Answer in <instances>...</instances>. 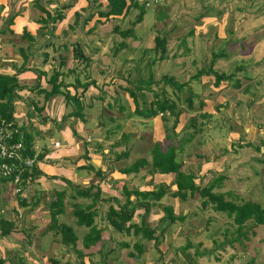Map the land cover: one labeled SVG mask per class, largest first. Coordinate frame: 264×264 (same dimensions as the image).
Returning <instances> with one entry per match:
<instances>
[{
  "label": "crops",
  "instance_id": "obj_1",
  "mask_svg": "<svg viewBox=\"0 0 264 264\" xmlns=\"http://www.w3.org/2000/svg\"><path fill=\"white\" fill-rule=\"evenodd\" d=\"M188 1L190 2L191 0H168L162 5L158 4L160 7L156 10L153 18L149 20L148 17L146 19V16H148V8L151 7H146L142 0H126V8L121 14L108 16L105 15V12L108 10V0H0V73L6 75L16 74L19 84L27 87L26 89L18 91L20 97L15 101V111L13 115L14 120L19 126V129L22 132L24 131L25 134H31L33 138V155L37 156V163L35 167L39 171V174L36 175L35 178L30 179L29 182L25 184L26 188H23L22 193L17 194L14 192V190H11L8 195L5 194L3 196L0 192V200L3 199V201H5L4 203H1L4 204V206H0V221H2L0 222V264H50V260H56L57 264L67 263L68 255L63 253L67 247L60 242V236L57 229L49 228L51 224L49 203L53 198L52 196L54 192L56 191L65 192V197L63 199V212L57 216L58 223L65 224L73 229L75 235L77 236V250H82L83 253L92 256L93 253L94 255L98 253L101 260L104 261L105 259L109 258L108 256H112L113 259L121 261L123 264H126L127 260L131 264H161L164 260L163 256L166 254L165 249H167V247L163 246V242H167V238L170 234L167 230L172 229V224H174L172 223L170 225L167 219L160 222V219L166 215L164 207L171 206L173 213L176 216H185V223L190 220L189 217L196 216L194 213H188L187 209L184 210L183 208H180V206L185 205V201H187L189 198L188 195L181 199L179 197H173L170 194V192H173L176 189L174 184V174L152 172L149 165V163H151V157L150 159L146 158L143 149L139 151L135 161L144 158L148 164H144L138 169V171L131 173L123 172L124 168L130 166V164H132L134 161L123 167H113L112 163L108 162L105 164L101 163L104 158V153L107 151L103 150V152L100 153L98 147H95L94 145V143H97L98 141L102 144V138L99 137L98 131L101 129V131L107 130L108 132H114L119 127V122L115 121L122 116L120 112L118 115L110 114L109 112H114L113 110H109L106 114L104 112V115L107 119L105 125L101 121L103 118L100 117V115L103 113L101 105L99 107L101 112L94 116V105L97 107L98 104L96 102L93 103L91 100H89V98L94 100V98H96L94 96H97L100 90L104 89L105 86L101 85V87L98 86L96 88L94 85V80L86 78L89 74L94 77V68L98 59L99 62L101 61L103 63L105 62V59L109 60L111 57L113 60H115L114 58L116 57L119 58L118 52L121 51V55L128 43H136L133 45L140 46V48H142L139 50V52H141L140 56L142 58H140L138 62V64L142 66L143 64H141L140 61L145 62L146 60L144 58L147 54H149L147 58L150 61L154 59L155 62L157 59H159V53L155 54L153 51L155 46V36L157 34L165 37L167 42L166 46H168V44H172L173 42L176 44V47L172 52L167 50V58H187V56H192L194 53H196L195 56L191 57V60L198 59L197 61H199L208 59L211 61L212 58L215 57L214 59L219 61L217 62L218 65H221L222 61L253 62L252 65L251 63L249 64V66L251 65L252 68L250 70H246V72L250 73L249 76L247 74H242L241 77H238L234 74L233 81H221L218 85H215L213 75H202L201 77L195 78L194 74L185 80V82H181L186 84L181 89V91L174 93L172 90L171 96L166 95L164 97L172 100L175 102L178 108L182 109V112L179 114L177 125L179 124L180 120L183 121L181 115L184 117L187 116L188 120L190 121L193 118L196 119V114L199 118L200 114L207 113L212 115L215 113L214 111L217 107V109L220 111L225 110L228 112L226 113L227 115H224V117L230 118L228 121L231 126H234L233 124L239 125V129L235 128L237 133L241 134V127L243 128V138L247 143H249L251 139L254 138L255 135H258V133L261 131L260 128L255 127L253 124L254 122L249 117L248 119L251 121L250 124L252 125L242 124L241 105L243 103L247 105V110L249 109V115L252 113V110L257 109L259 105H264V96H262L264 92H259V90L256 89L259 88L258 86H261L264 83V33L258 32V28L252 26L253 28L249 29L254 31L255 41L249 40L247 43H245L244 37H242V32L241 36L237 37L235 30L234 32L231 31L234 26H236L237 29V27L241 24L248 25V20L245 21L244 18H242L241 22L237 21V23L232 25V22H228L225 19L227 18V14L231 12H246L251 14L255 9L259 11V6L255 3V1L251 3V0H247L248 2H243V4L247 5L245 8H243L242 4L237 3V5L235 4V9L233 8V10L228 5L229 0H214V3L212 4H208L207 0H194V2L199 3L200 8H203V10L200 11L201 13L195 17H188L189 14L188 11H186L189 10L190 7L186 5V2ZM67 4H70V6L62 9L63 19L59 24V30L61 29L62 32L61 36L63 37V33L66 35L62 38V40H59L60 42L58 44L53 40L50 43V39L39 40V46L41 43H43L44 46L46 45L45 47L43 46V48L40 47V51L42 52L39 54L37 52L36 46H30V42L27 39H23L25 42L19 41L24 30L31 36H34L36 30L40 29V34L46 36V32L53 29L51 26L49 28L50 30H48L50 24L47 27L44 25V23H40L39 20L42 16L37 17L36 13H41V8L53 13L55 9H60L61 6ZM155 6L157 7V5ZM261 7L264 8V4H262ZM177 9H179V12L181 13L179 18L172 15V12H175ZM211 10H215L216 13L214 16H207L206 13L210 12ZM141 11V19L136 21V18L139 16L138 14ZM75 12L80 13L82 16L80 18L81 21L88 15H90L91 18L86 23L80 22L78 25H73V29H69V25H72L74 21ZM9 16H13L12 24H7V19ZM190 22L191 24H189ZM99 24H108L111 31L114 27L118 29L116 34L112 32L110 34L113 35V39L116 40V42H113L112 44V42L109 41V38L96 35L99 31L97 32L98 28L95 27H99ZM224 26L227 27L228 31L226 28L224 30L222 29ZM194 27L202 29L201 33L196 32ZM104 29L107 30L108 28L104 27ZM129 29L131 31L128 35H120V32H124ZM238 29L241 30L243 28ZM208 30H213V33L211 35L206 34ZM66 31H71L74 34L76 33V37L69 38L70 34ZM145 31L152 38L150 42H148V38L144 40V37L142 36ZM83 32L85 34H82ZM139 32L141 34H139ZM215 33L217 34L219 41L217 46L218 52L212 53V51H210L212 54L211 55L210 52L201 51L204 45L209 42V40L214 39L216 36ZM229 39H231L230 42H233V44L231 47L225 48ZM75 44H77L85 58L88 59V64L82 59L74 58L73 54H69L67 57L63 56L62 59L58 61L57 66H52V59L54 60V58L49 57L50 59H47L44 54L45 52H48L49 49L54 50V48L57 46H63L66 47V49L69 48L70 51H72ZM190 44H194V47H189ZM235 44L240 51L234 56L232 53L234 52L233 47ZM247 45L254 48L253 53L245 54L243 52V50L246 49L244 46ZM221 46H224L226 50L229 49V51H222ZM47 47L49 48L46 49ZM195 48L198 52L193 51ZM149 52H152L153 54L151 55ZM109 53L110 55H108ZM44 60L46 61L44 62ZM48 60L50 62H48ZM214 62L213 69L215 70ZM22 64L25 66V69L17 72V70L21 68ZM82 64L83 66L80 70V66ZM89 64H91L90 67H88ZM235 67L236 69L240 70L245 69V67L240 63ZM200 68L201 67L198 69ZM36 69L46 73V75L44 74L41 76L42 79L40 80L37 78L36 73L38 71ZM52 69L61 71L63 74L65 72L64 75L60 76V79L62 78L63 81L68 85L67 89L71 92V94H76V96L79 98L82 105L81 114H83V119L68 115L72 112V110H74V105L72 102L66 104L63 96L54 95L45 100L44 94L40 93L39 90L50 89V85L48 88L46 82L48 81ZM88 70L91 72L87 75L86 71ZM147 70V74H150L149 68ZM113 73L114 71L111 73L112 77L118 75L120 78H124L123 76H125V74L119 71H117V74ZM129 73L130 72L127 71V78L129 77ZM233 73L234 71L231 72V74ZM67 74L72 75L73 80H64V78L67 77ZM82 76L84 80H80ZM174 77H178V75H171V78ZM202 77H207L210 79L209 82L211 83V86L214 88H219L220 93L224 94L222 96L223 101H220L219 103L223 104L219 105V107L218 105L215 107L216 104L213 105L212 103L210 107L206 109L205 102L200 98V100H198L197 106L195 105L198 98L196 99V94L193 92L190 86L191 84L189 79L200 80ZM113 81L114 79H112V82ZM176 81L179 82L178 80ZM249 82L250 84H248ZM37 83L38 87H36ZM88 83L89 85L83 89V84ZM119 86L124 87L123 89H128L126 88L128 87L127 85L120 84ZM221 87L222 89L225 88V92H222ZM132 89H135V86L132 87ZM179 93L185 94L182 99L180 98ZM189 94L193 95L189 96ZM206 96L209 97V94ZM84 97H87L86 101L84 100ZM189 99L191 103L190 105L188 103ZM181 100L185 105L180 104ZM112 102L111 104L108 102L107 105H110L109 107L123 108V105L118 100L113 99ZM150 102L151 101H149V103ZM28 103H30L29 106H27ZM32 103L36 104L32 105ZM142 103H144L142 108H146L149 104H146L144 100ZM128 104L130 103L128 102ZM200 104H202V106H200ZM25 106L26 108H24ZM40 107L43 109L38 111L37 109ZM69 107L71 110L66 111ZM123 109L127 110V107L124 106ZM63 116H65V119L62 123H60L59 121ZM137 116L140 120V123H153V131L156 130V133L154 132V137H156L158 132H162V130L164 131L163 120L160 115L150 117H145V115ZM94 117H97L96 121H98V125L94 120ZM127 117L128 118L125 121V125L134 122L132 119H137L136 117H133L129 114ZM218 119H220V121L223 120L221 116H218L214 120V123L217 122ZM203 120L201 118V120L198 121V124L201 122L203 123L202 127L198 128L200 131L202 130L201 128L206 126L207 121L203 122ZM100 125H105V129L100 128ZM236 125L234 127H236ZM72 129L76 131L77 136L74 135ZM123 132L127 133L125 128L119 132V137ZM94 133L95 136L93 135L92 139L90 136ZM55 134L60 135L61 140L52 138ZM86 136L88 138H85ZM123 136L127 135L124 134ZM150 136L152 137V135H149V137ZM48 137L52 138L50 142H48ZM138 138L139 139L137 140L136 146H141L143 144L145 145L146 141L149 139L147 138L143 140L142 137ZM210 139V137H207L208 141ZM87 140H89V143L86 142ZM131 140L135 141L136 139L131 138L130 141ZM105 142H108V145H110L111 138L106 136ZM149 142L147 143L148 145ZM55 143H57L56 146ZM111 146L114 147V145H110V161L129 158V152L127 149L121 150L118 152L117 156H115L116 153L111 148ZM130 147L131 146H128L127 148L131 149ZM84 154L86 156H84ZM214 157L215 158H213V160L215 161L213 162V167L217 163V156ZM190 158L191 154H187L184 155L183 158L179 159L182 160L181 169L186 173L191 172L193 167H197V165L202 164V162L199 161V163L195 162L194 165L188 167L185 161ZM201 158H205L203 161L205 162L206 166L208 164L210 166L212 165V163L209 161V156L205 157L204 154H201L200 159ZM93 160L99 161L98 164L94 163L97 166L93 164ZM116 161H114V163ZM87 164H91L95 170H100L103 177L101 178L96 175L95 171L93 170L84 168V166ZM202 165L204 166V164ZM151 174H153V176ZM152 181H156L157 183H153ZM128 182L131 183V186L128 185ZM90 184L94 185V190H92L90 193L99 190V197L93 201L92 194H90L88 195L90 197V201L83 202L82 198H86L87 196H77L75 194V187L78 186L79 188H83V186ZM3 185L12 187V185L8 182L0 183V187H3ZM161 185L166 187L167 192L159 200H150L151 206L147 212H145L144 207H139L136 209L131 220V222L136 225H139L141 220H143L144 224L148 228L154 229L155 232L153 239L148 240L140 234L141 240H139V236L136 234V238L131 240L128 238V235L129 233H133L132 230L127 233L116 232L112 229L111 225L107 222V211L110 205L118 208L119 204H117L114 199L118 200V202L121 204L124 203L125 196L122 193L123 188H127V190L136 189L139 191H155L158 186ZM166 195L171 196L169 197L170 200L167 202L164 201V196ZM135 198L136 197L134 195H130V199L133 202L136 200ZM22 199L25 200V205L21 204L20 201H22ZM93 203V209L96 211V215L94 216V224L98 228L102 229L101 239L89 249H84L81 244V239L82 236L88 231V228L76 224V218L72 214V208L77 205L86 206ZM178 209H181L182 212H179ZM61 217L62 219H60ZM68 217H70L69 220ZM3 221L12 224L10 231L4 234L2 233V230H8L9 227L7 224H3ZM175 222L178 223L179 221L176 220ZM178 227L179 225L177 228ZM116 234L122 235V237H126V239H116ZM159 234L162 236H160L161 241L156 245L155 237L158 238L157 236ZM106 241H110L111 247L105 245V248L101 249L99 245L101 244L103 247L102 244ZM123 241L125 242L122 243ZM144 243L150 247L152 244L155 251L152 252V249L148 246L143 247L145 250L143 252H137L134 249V244ZM123 244L127 245L123 246ZM79 245L81 247H79ZM169 248H172V244L169 245ZM118 249L121 250L119 251ZM173 249H175L173 251L175 252L178 248L173 246ZM122 250L124 251L122 252ZM117 251H119L118 253L119 255L121 254V256L118 257L115 255V253L117 254ZM194 252L195 250H193V252H189L191 254V258H195L192 256ZM142 253L145 254L143 255ZM157 253H159V255L156 257ZM123 254L125 255L122 256ZM88 256L86 255L83 257L85 264H89L91 261H94L92 256H90L91 261L87 259ZM201 257H199L198 260L196 259L198 264H202L203 258ZM173 261H176L178 264L180 263L179 258L176 256ZM105 263L109 264L110 261H106L104 264Z\"/></svg>",
  "mask_w": 264,
  "mask_h": 264
},
{
  "label": "rangeland",
  "instance_id": "obj_2",
  "mask_svg": "<svg viewBox=\"0 0 264 264\" xmlns=\"http://www.w3.org/2000/svg\"><path fill=\"white\" fill-rule=\"evenodd\" d=\"M167 1L160 3V5H162L163 3H166ZM207 1H208V4L214 3V0H207ZM254 1L259 6V11L255 9L251 14L246 13V12L235 13V12L230 11L231 13L227 14V18L223 17L228 22H232V25L234 23H237V21L241 22L242 18H244L245 21L248 20V25L241 24L240 26L237 27V29H236V26H234L231 31V32H234L235 30L237 37H240L241 34L243 33L242 37H244L245 43H247L249 40L255 41L254 31L250 30L251 28H253L252 26L257 27L258 32L264 33V8L261 7V5L264 4V0H251V3H253ZM243 2H248V1L247 0H229L228 5L230 8L235 9L234 7L235 4L237 5V3H239V4H242L243 8H245L247 5L243 4ZM160 5H157V7L153 6L151 8H148L147 10L148 16H146V19L147 17L149 18V20L152 19L153 15L156 13V10L160 7ZM186 5L190 6L189 10H186L188 11V14H189L188 17L189 16L195 17L201 13L200 11L203 10V8H200L199 3L194 2V0H191L190 2L189 1L186 2ZM215 13H216L215 10H211L210 12L206 14L207 16H214ZM180 14L181 13L179 12V9H177L175 12L174 11L172 12V15L178 18L180 17ZM36 16L37 17L42 16L41 18H45L46 15L44 12H41V13L38 12L36 13ZM40 23L43 24L44 22L40 21ZM49 24H50L49 27L52 26L53 29L51 31H47L46 36H44L43 34H40L41 33L40 29L36 30V33L33 36L35 39L33 46H36L37 52L39 54L40 52H42L40 51L41 50L40 47L43 48L44 46L43 43H41V45L39 46L40 44L39 40L50 39V43L53 40L54 42H57L58 44L60 42L59 40H62V38L66 35L63 33V37L61 36L62 32H61V29L59 30V24H60L59 20L56 21V23L50 22ZM189 24H191V22ZM104 27H107L109 29L108 24L107 25L99 24V27H95V28H98L97 32L99 31L96 35H99L104 38L105 37L109 38V41L112 42L113 44V42H116V40H114L113 35H110V34L111 32L116 34V32H114V30L111 31L110 29L106 30L104 29ZM225 28L228 31L227 27L225 26L222 29L224 30ZM238 28H243V29L240 30ZM194 29L198 33H201L202 31V29L198 27H194ZM66 32L70 34L69 38L76 37V33L74 34L71 31H66ZM212 33H213V30H208L206 34L211 35ZM82 34H85V33L83 32ZM139 34L141 33L139 32ZM215 35L216 36L214 37V39L212 40L208 39L209 42L204 45L201 51H207V52L212 51V53L218 52L217 46L219 44V41H218V36L216 33ZM142 36L144 37V40L148 38V42L152 40V38L148 35V33H146V31L143 33ZM23 39L25 38H21L19 39V41L25 42V40ZM230 40L231 39L227 41L225 48L227 47L229 48L233 44V42H230ZM133 44H136V43H128L127 47L125 48V50L123 51L121 55H120L121 51L118 52L119 58L116 57L114 58L115 60H113L111 57L109 60L105 59V62L102 63L101 61L99 62V59H98L95 65V68H94V77H92V75L89 74L91 72L90 70L86 71L87 75L89 74L86 79L94 80V85L96 86V88L98 86L101 87V85L105 86L104 89L101 88L102 90H100L97 96H94L96 97L94 98V100L89 98V100H91L93 103L96 102L98 104L97 107H95L94 105V116L97 113L99 114V112H101V109H99L100 105L103 110V113L100 115V117L103 118L101 119V121L105 125H106L107 119L104 115V112L106 114L108 113L109 110H113L114 112H109V113L112 115H118V113L120 112L122 116L121 118L116 119L115 122H119V127L114 132L112 131L108 132L107 130L101 131V129H99L98 131L99 137L102 138V144L99 143L98 141L97 143H94V145L95 147H98L100 153H102L103 150H106L108 152V153L107 152L104 153V156H103L104 158L101 161V163L102 164H105L107 162L112 163L113 167L127 166L130 164V162L135 161L136 156L138 155L139 151H141L142 149H143V152L146 158L150 159L151 157L150 150H151L153 143H158L161 146L162 150H164L168 145H170L171 142H173L179 148V151H177L178 160L183 158L184 155L191 154V158L185 161L188 167L191 165H194L195 162L199 163V161H201L202 164H204V166L202 164H199L197 165V167H193V170L191 171L195 175V183L197 185H199L200 187H203L208 182H211L213 179L222 177L221 181H219L217 184L219 185V187H217L216 185L213 191L232 192L234 199L238 202L248 201V200L256 201L260 203L262 206H264V105L261 104L258 106L257 109L252 110V113L250 115L248 113L249 109L247 110V105L245 103L241 105L242 124L252 125L250 124L251 121H249L248 119L249 117L254 122L253 124L255 125V127H258L261 129L258 135H255L254 138H252L251 141L247 143L245 139L243 138L244 137L243 128L241 127V130H240L241 134L237 133L235 128L239 129V125L233 124L234 126L236 125V127L231 126L228 121V119L230 118L224 117V115L228 112H226L225 110L220 111L219 109H217L216 107L217 105L219 107V105L223 104V103L221 104L219 103L220 101H223L222 96L224 95L223 93H220L219 88H214L213 86H211V83L209 82L210 79H208L207 77H202V79L200 80L189 79V82L191 84L190 86L193 92L196 94V99L198 98L196 100L195 105L197 106L198 100L200 99H202L205 102L206 109H208L212 103L213 105L216 104L215 105L216 110L214 111L215 113H213L212 115L209 114V117L204 120L202 119L203 122L207 121L206 126L201 128L202 130L197 133H195L194 129L189 126L188 117L187 116L184 117L183 115H181V118H183V121L180 120L179 124L174 129L175 133H174L173 140L168 139L166 136L167 129L171 128L172 122L174 120L173 116L168 115L169 117H167V120L165 122L163 121V126L165 127L164 131L162 130V132H158L156 137H154V132L156 130L153 131V127H152L153 123H150V122H147V124L140 123V120L137 114L134 112L136 108L135 101L133 100L129 92L126 89H123L124 87L119 86L120 84L127 85L128 87L126 88L132 89V87H134L136 84L135 79L137 80L140 77L145 79L149 75L147 74L148 72L147 69L149 68V66L146 67V62L149 61L147 58L149 54L145 56L144 58L146 60L145 62L140 61V63L143 64V66L138 64L140 58H142L140 56L141 52H139V50H141L142 48H140V46H135ZM167 47H168L167 50H169V52H172L175 49L176 44L175 42H173L172 44H168ZM189 47L193 48L194 44L192 45L190 44ZM221 47H222V51H227V52L229 51V49L226 50L224 46H221ZM244 47H246V49L243 50L245 54H250L254 52L253 47L248 46V45ZM48 48L49 47H47L46 49ZM233 48H234V52L232 54L235 56V54L239 52L240 50L238 49L236 44ZM193 51L198 52L196 51V48ZM72 52L73 50L70 51L69 48L66 49L63 46L62 47L57 46L54 48V50L49 49L48 52H45L44 54H46L47 59H50L49 57H53L54 60L52 59V66H55V65L57 66L58 61H60L63 56L67 57L69 54H73ZM149 53L151 55L153 54L152 52H149ZM108 55H110V53ZM195 55L196 53H194L192 56H187V58H180V57L177 58L176 57L175 59L165 57L163 59L162 58L157 59V61L153 62L152 66H150L149 68L152 74V82L150 83V90H147V89H141V90H136V91L134 90L136 94L139 95L142 93L144 95L143 97L140 95L138 96L137 98L138 106L142 107L144 105V103H142L143 100L146 104H148L149 101H152L154 99L155 92L164 91L165 92L164 96L166 95L171 96L172 90L174 93L178 92L175 87H172L170 84L166 82L164 83L162 81L164 77L168 78V77H171V75L173 74H177L178 77H174L173 79L178 80L181 83V82H185V80L193 76L199 67L205 68L208 66L210 62L208 59L199 60V61H197L198 59L191 60V57ZM133 58H136V59H133ZM45 61L46 60H44V62ZM48 62L50 61L48 60ZM217 62L219 61L216 59L214 62L215 70H218L219 72H222V73L224 72L227 74H231V72L234 71L233 74H235L238 77H241L242 74H247L249 76L250 73L246 72V70H250L252 68L251 65L253 64V62L251 63V62H246V61H241V62H237V61L223 62L222 61L221 65H218ZM239 63L242 64V66H244L245 69L243 70L236 69L235 66H237V64ZM250 63L251 65L249 66ZM90 65L91 64H89L88 67H90ZM82 66L83 64L80 66V70L82 69ZM112 71H114L113 74H117V71L122 72L123 74H125V76H123L124 78H120V76L118 75H115V77H112L111 75ZM127 71L130 72L128 78L126 77ZM40 72H43V71H40ZM59 72L61 73V71ZM44 74L46 75V73H43V75ZM64 74L61 73V75H64ZM40 79H42L41 76L39 80ZM112 79H114L113 82H112ZM64 80L71 81L73 80V77L72 75L67 74V77H65ZM80 80H84L83 76L80 78ZM46 83L49 88L50 84L48 83V81ZM248 84H250V82ZM141 86L144 88L145 84H141ZM258 87L259 88H256V89H258L259 92L261 91L264 92V83ZM222 92H225V88L222 89ZM207 94H209V97L206 96ZM184 95H185L184 93H179V96L181 99L182 97H184ZM262 96H264V93L262 94ZM225 98H226V94H225ZM86 99L87 97H84L85 101ZM113 99H116L119 102H121V104L123 105V108L124 106H126L127 110L126 109L124 110L123 108L121 109L120 107L119 108L109 107L110 105H107V103L109 102L111 104ZM128 102L130 104H128ZM180 104L185 105L184 102H182V100L180 101ZM29 105L30 103L27 104V106ZM24 108H26V106ZM69 110H71L70 107L66 111H69ZM128 114L133 117H136L138 121L137 119H132L134 122L125 125V121L128 118L127 117ZM218 116H221L223 120L220 121V119H218V121L214 123V120ZM96 119L97 117H94L95 121ZM200 120L201 118H199L196 114V124H198V121ZM63 121L64 119L62 117L59 122L62 123ZM96 123L98 125V121H96ZM105 125L104 126L100 125V128L105 129ZM123 128H125L127 133L123 132L122 135L119 137L118 134ZM124 134H126L127 136H123ZM148 134L152 135L153 138L151 136L150 138ZM190 134H192V136L189 137ZM93 135L95 136V133L90 136L92 139H93ZM87 136L85 138H88ZM106 136L111 138V144L114 145V147L111 146V148L115 151L116 153L115 156H117L118 152H120L121 150L127 149L129 152V158H125V159H121L117 161L116 160L110 161L111 156L109 155H110V145L111 144L108 145V142H105ZM138 137H142L143 140L147 138L149 139L146 141L145 145L143 144L141 146L140 145L136 146L137 140L139 139ZM207 137H210L211 139L208 141ZM52 138L61 140V136L58 134H55L54 137ZM52 138L48 137L47 138L48 142H50ZM123 138H128V139H123ZM131 138H135L136 140L130 141ZM86 142L89 143V140H87ZM148 142H149V145L147 144ZM128 146H131L130 147L131 149H128L127 148ZM256 147H258L259 149H256ZM201 154H204L205 157L209 156L210 158L209 161L210 163H212L211 165L212 167L209 164L207 166L205 165V162L203 161L205 158L200 159ZM214 156H217L216 158L217 163L213 167V162L215 161L213 160V158H215ZM114 161L116 162L114 163ZM98 162H99L98 160L97 161L93 160V164L94 163L98 164ZM96 164L94 165L97 166ZM149 165L151 169V163H149ZM151 175L153 176V174ZM152 182L155 183L156 181H152ZM128 185L131 186V183L128 182ZM88 186L89 185H85L83 186V188H86ZM75 188H79V187L77 186ZM11 190H13V187H9L8 185H3V187H0V192L2 193L3 196L5 194L8 195L11 192ZM92 190H94V188ZM188 196L189 198L187 201H185L184 203L185 205L180 206V208H183L184 210L187 209L188 213L190 214L194 213L196 214V216L189 217L190 220L186 223L184 221L178 222V223L174 222V224H172L173 225L172 229L167 230L170 234L168 233L169 236L167 238V242L165 241L163 242L164 243L163 246L167 247V249H165L166 251L164 250L166 254H164L163 256V259L165 261L163 260L161 264H178L176 261L175 262L173 261L175 256L179 258L180 260L179 264H186L187 260L181 248L183 245H185L187 241H189L192 244V246L188 250L189 252H193V250L200 252L199 255H196L197 253H195L192 256L195 257L197 260L199 257L202 256L201 257L203 258L202 264H264V224L253 227L252 231L254 233L253 234L249 233L248 239H241V242H233L232 243L233 247L227 244L221 245L223 241V231L225 229L231 230V227H232L230 223L231 218H228V216L223 212L214 211L210 206L201 207L202 198H200L198 193H194L193 195L191 196L188 195ZM169 197L171 196H168V195L164 196V201L167 202L168 200H170ZM82 200L83 202H89L90 197L87 196L86 198H82ZM4 202L5 201H3V199L0 200V206H4V204H1ZM73 209L74 208H72V210ZM178 211L182 212L181 209H178ZM69 218L70 217H68V220ZM60 219H62V217ZM178 225L179 227L177 228ZM135 236L136 235H134V233L132 234L129 233L128 238L133 240L134 238H136ZM138 236H139V240H141L140 234H138ZM231 236L232 235H229V237ZM115 237L116 239L118 238L126 239V237H122V235H119V234H116ZM124 242L125 241H123L122 243ZM170 244H172V248H169ZM102 245L103 247L101 246V244L99 245L101 249L102 248L104 249L105 245L109 247L110 241L103 242ZM144 246L150 247L149 245L145 243L143 244V247ZM173 246L178 248L175 252H173L175 250L173 249ZM179 246H181V248H179ZM79 247L81 246L79 245ZM150 248L152 249V252L155 251L154 246L152 244ZM65 249L66 250L63 251V253L68 255L67 260L69 262L71 261L75 264H80V262L84 263L83 258L78 257L77 254L74 251H72L70 248H69L71 250L70 252L67 248ZM75 249H76V246H75ZM118 250L120 251L121 249H118ZM119 251H117V254L115 253V255H117L118 257L121 256V254L119 255L118 253ZM123 251L124 250H122V252ZM143 251L145 250L143 249ZM86 255L88 256V254ZM124 255L125 254H123L122 256ZM158 255L159 253L156 254V257ZM90 256L92 255H89L87 259L90 260L91 259ZM108 257L109 258L105 259L104 261V260H101L98 253L95 255L93 253L92 259L94 261L92 262L90 260L91 263L89 264H104V262L106 261H110L109 264H123V262L113 259L112 256H108ZM126 264H131V263L127 260ZM187 264H189V262Z\"/></svg>",
  "mask_w": 264,
  "mask_h": 264
},
{
  "label": "trees",
  "instance_id": "obj_3",
  "mask_svg": "<svg viewBox=\"0 0 264 264\" xmlns=\"http://www.w3.org/2000/svg\"><path fill=\"white\" fill-rule=\"evenodd\" d=\"M70 4L61 6L60 9H55L53 14L49 11L41 8V11L45 13V18H41L40 21L44 22L47 27L49 23H56V21H61L63 19L62 9L69 7ZM108 10L105 12V15H119L126 8V0H108ZM142 11L138 14L139 16L136 18V21L141 19ZM82 16L79 12L74 13V21L72 25H69V29H73V25H78L80 22L86 23L91 16L88 15L85 18L80 20ZM13 16H9L7 19V24H12ZM50 27H48L49 29ZM114 32H118L117 28H113ZM131 30H126L124 32H120V35H128ZM21 38H25L30 42V46L34 44V37L31 36L25 30L21 35ZM167 42L164 36L157 34L155 36V46L153 48L154 53H159V59L166 57L167 52ZM66 48V47H65ZM186 49V48H185ZM190 51V50H187ZM46 56V54H45ZM73 56L74 58L82 59L84 62L88 63V59L82 54L77 44L73 46ZM26 62V61H25ZM154 59L152 61H148L146 63V67L152 66ZM214 58L210 61L207 67L200 68L196 71L194 77L198 78L202 75H213L214 84L218 85L221 81H233L234 74H225L219 73L213 69ZM204 67V66H203ZM25 69V66L22 64L21 68L17 70L22 71ZM150 70V69H149ZM44 72L38 71L37 78L39 80L40 76L43 75ZM61 73L58 70L52 69L48 83L50 84L49 90H39L40 93L44 94V99L54 95H61L64 98L66 104L72 102L74 105V110L69 113V116H74L76 118L83 119L82 105L80 103L79 98L76 94H71V92L67 89L68 85L61 78ZM141 78V77H140ZM135 80V89H126L129 94L132 96L135 101V110L134 112L137 115H145V117L160 115L162 120L165 122L167 120V116H173L174 120L172 122L171 128L167 129V138L173 140L174 139V129L178 123L179 114L182 112V109L178 108L175 102L169 100L164 97L165 92L162 91L160 93H154V99L148 104L146 108H140L137 103V97L144 96L141 94H136V90L143 89L141 84H145V89H150V83L152 82V74L150 71L149 76L147 78ZM164 83L170 84L172 87H175L177 91H181V89L186 85L185 83H179L171 77L163 78ZM39 83V82H38ZM38 83L36 87H38ZM88 84H83V89H85ZM27 87L20 85L18 82V78L16 74L6 75L0 73V119L11 121L14 120V111H15V101L20 97L18 91L26 89ZM135 90V91H134ZM193 94H189L191 96ZM163 96V97H162ZM189 105L190 99L188 100ZM35 105V103H32ZM202 106V104H200ZM37 109V108H36ZM43 108L40 107L37 110L41 111ZM33 110V108H32ZM209 117V114H200V118L206 119ZM65 119V116H63ZM15 121V120H14ZM203 123L196 124V119L193 118L189 121V126L194 129V132L197 133L200 130L198 128L202 127ZM165 128V127H164ZM74 135L77 136L76 131L72 129ZM23 142L25 146V154L29 156H33L32 150V136L31 134H25L23 131ZM194 135V134H193ZM192 134L189 135V137ZM256 149H259L256 147ZM177 151L179 148L171 142L164 150H162L161 146L158 143H153L150 153H151V170L159 173H173L174 174V184L176 189L170 194L173 197H179L181 199L185 198L187 195H193L194 193H198L201 199V207L210 206L214 211L225 213L228 218H231V230L225 229L223 231V241L221 245L227 244L233 247V242H241V239H248L249 233L253 234V227L264 224V206L256 201H236L232 195V192H219L213 191L219 181H221L222 177L216 178L211 182H208L203 187H200L195 183V175L192 172L186 173L182 171V161L177 159ZM84 156H86L84 154ZM148 164L146 160L140 159L134 161L130 166L124 168V173H131L138 171L140 167ZM84 168L88 170L95 171V174L99 177H103L102 172L100 170H95L91 164H87ZM39 174V171L36 167H33L30 173H26L25 176H29L30 179L35 178L36 175ZM70 184V183H69ZM25 187V186H24ZM219 187V185H217ZM94 188L93 184H90L86 188H76L75 194L78 196L86 197L90 194L92 189ZM166 187L164 185L158 186L155 191H139L136 189L127 190V188H123L122 193L125 196L124 203H119L118 200L114 199V201L119 204L118 208H115L113 205H110L107 211V222L111 225L112 229L116 232H129L133 231L134 235L141 234L144 238L150 240L153 239V235L155 230L148 228L143 220H141L139 225H136L131 222L132 217L139 207H144L145 212H147L151 206L150 200H159L165 193ZM130 195H134L136 200L133 202L130 199ZM93 201L94 199H98L99 190H96L92 193ZM52 200L49 203L50 215H51V224L49 228H56L58 233L60 234V242L67 247L69 251H74L78 257L83 258L86 254H83L82 250L75 249L77 243V236L75 235L73 229L70 226H67L62 223H58L57 216L63 212V199L65 197V192H54L52 196ZM22 205H25V200L22 199L20 201ZM114 202V203H115ZM93 204L81 206L77 205L74 207L72 214L76 218V224L80 226H85L88 228V231L82 236L81 244L84 249H89L94 246L101 239L102 229L98 228L94 224V216L96 215V211L93 209ZM166 215L160 219V222L167 219L169 224L174 223L176 220L179 222L184 221L185 216H176L173 213V209L171 206L164 207ZM2 222V221H0ZM3 224H7L9 229L2 230V233H8L11 229L12 224L9 222L3 221ZM229 235H232L229 237ZM160 234L155 237V244L157 245L160 241ZM162 237V236H161ZM230 238V239H229ZM127 244H123L125 246ZM192 246V244L187 241L185 245L179 246L184 252L187 262L189 264H198L196 258H191V254L188 249ZM143 244H134V249L137 252H143ZM71 250H70V249ZM199 255L200 252L195 251L194 254ZM193 254V255H194ZM89 255V254H88ZM50 264H57L56 260H50ZM66 264H75L73 262H67ZM80 264H84L80 262Z\"/></svg>",
  "mask_w": 264,
  "mask_h": 264
},
{
  "label": "built area",
  "instance_id": "obj_4",
  "mask_svg": "<svg viewBox=\"0 0 264 264\" xmlns=\"http://www.w3.org/2000/svg\"><path fill=\"white\" fill-rule=\"evenodd\" d=\"M164 1L167 0H142L146 7ZM23 138V132L16 121L0 119V183H10L17 194L22 193L25 184L30 180L25 174L30 173L37 163V156L25 154Z\"/></svg>",
  "mask_w": 264,
  "mask_h": 264
}]
</instances>
